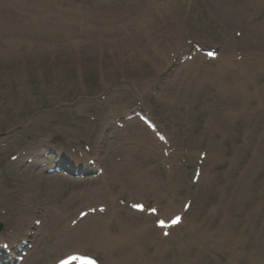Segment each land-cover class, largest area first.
Returning <instances> with one entry per match:
<instances>
[{"label": "rangeland", "instance_id": "374dc122", "mask_svg": "<svg viewBox=\"0 0 264 264\" xmlns=\"http://www.w3.org/2000/svg\"><path fill=\"white\" fill-rule=\"evenodd\" d=\"M106 9L124 14L115 25L131 37L121 52L83 34ZM261 25L264 0H0V223L5 240L27 251L16 264L72 252L121 263L118 247L70 237L91 216L118 232L112 217L125 208L149 225L126 264H264ZM137 138L132 160L155 185L142 193L114 164ZM53 146L79 152L78 167L48 172ZM177 213L178 225L156 226Z\"/></svg>", "mask_w": 264, "mask_h": 264}, {"label": "bare ground", "instance_id": "6f19581e", "mask_svg": "<svg viewBox=\"0 0 264 264\" xmlns=\"http://www.w3.org/2000/svg\"><path fill=\"white\" fill-rule=\"evenodd\" d=\"M123 15L124 14L119 13V11L114 9H106L101 11V13L95 18L94 23H97L95 27L89 28L86 25L87 20H85V23L82 26L84 36L89 37L94 35L97 40H106L107 42L115 45L116 51L121 52L122 47H124L128 41V37H131V35L128 36L129 29L126 26L118 28L115 25V22L120 20ZM104 25H109V27L105 28ZM141 27L147 28V25L141 23ZM260 28L261 29L257 30L256 32L257 35L264 32V25H261ZM228 74H231V71H228ZM88 140L91 141V137H89ZM139 141L140 140L137 138L131 142L130 151L125 153V155H127L125 161L115 162L114 164L118 168L116 169L117 172L121 176L128 178L129 182L135 184L138 187V189H136L137 192L142 193L145 191V188L147 190L153 189L155 185L153 184L152 179L146 176L144 169H138L135 162L132 160H137V155L140 153L138 149V147H140ZM155 143L159 144L157 141H155ZM61 150L62 151L57 150L55 152L56 156L68 153L71 157L78 158L76 154H72L67 149ZM91 152L95 155V150H91ZM164 193V190H162V194ZM107 205L108 208H110L109 211H112V201H110ZM116 210L118 211V209ZM123 213L124 217H121L122 215H119L117 212H115L113 215L114 217H112H119L117 219L119 220L120 229L117 230L118 232L116 233H107L106 230L103 229L105 224L102 222V217L91 216V219L88 220L89 222L86 221L85 225L82 226L78 231L74 230L70 238L74 243L82 246L92 244L94 248L102 249L107 253H111L116 247H118L119 253L123 257V260L119 264H126V258L124 255L129 253L136 246L138 240H140L141 237L147 236L145 234L148 229V224H143L144 222H142L139 218L133 220L130 215L132 212L128 208H125ZM142 216L145 215L142 214ZM41 229L42 228H40V230ZM27 260L29 261L31 259L27 257L25 261Z\"/></svg>", "mask_w": 264, "mask_h": 264}, {"label": "snow or ice", "instance_id": "6c2138e0", "mask_svg": "<svg viewBox=\"0 0 264 264\" xmlns=\"http://www.w3.org/2000/svg\"><path fill=\"white\" fill-rule=\"evenodd\" d=\"M179 220H180V217H176V218L172 221V223H173V224H176V223L179 222ZM161 223H162V222H161Z\"/></svg>", "mask_w": 264, "mask_h": 264}]
</instances>
